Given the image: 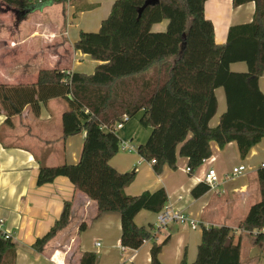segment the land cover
<instances>
[{
	"label": "trees",
	"instance_id": "obj_1",
	"mask_svg": "<svg viewBox=\"0 0 264 264\" xmlns=\"http://www.w3.org/2000/svg\"><path fill=\"white\" fill-rule=\"evenodd\" d=\"M51 1L66 0H0V25ZM206 1L115 0L98 31L82 32L74 43L43 38L41 67L15 72L7 83L2 81L7 69L37 59L41 51L26 41L0 36V92L10 98L4 105L8 118L27 103L38 113L40 101L61 96L70 106L62 116L63 137L85 132L77 163L41 166L37 176L38 185L66 176L75 194L88 199V215L79 231L101 214L116 211L121 216L123 246L138 249L151 238L149 228L138 226L134 219L144 209L161 211L168 201L166 190L127 195L125 187L135 173L120 172L110 164L120 151L114 125L139 111L143 110L140 124L150 127L151 133L136 151L156 173L165 165L176 169L178 156L186 157L194 172L211 157L212 142L222 148L235 141L245 158L264 138V92L259 87L264 75V0H233L235 6L253 1L255 12L252 21L230 27L224 44L215 40L214 24L205 15ZM164 19H168L166 30L152 31V25ZM76 50L99 61L93 73L70 72ZM239 61L247 63L246 72L230 69ZM218 87L224 88L227 107L217 125L211 126L218 109ZM257 177L261 197L239 227L256 231L259 241L264 239V167ZM209 189L200 183L192 193L200 196ZM73 204L74 198L64 202L55 223L33 243L34 249L42 252L69 225ZM167 240L152 246L149 264H166L159 253ZM72 242L70 261L77 240ZM14 258L15 244L0 230V264H12ZM78 264H97V255L84 252ZM176 264H241V242L235 241L229 226H204L196 259L188 262L184 257Z\"/></svg>",
	"mask_w": 264,
	"mask_h": 264
},
{
	"label": "crops",
	"instance_id": "obj_2",
	"mask_svg": "<svg viewBox=\"0 0 264 264\" xmlns=\"http://www.w3.org/2000/svg\"><path fill=\"white\" fill-rule=\"evenodd\" d=\"M114 1H51L41 9L23 13L13 22L0 25V36L13 42L26 41L41 51L37 59L22 60L15 67L7 69L2 81L7 83L15 72L35 71L41 67L44 59L43 38L59 37L74 43L82 32L99 30ZM254 12L253 1L238 6L233 4V0H207L205 3V15L214 24L215 40L219 44L226 42L231 26L252 21ZM167 25L168 19H164L154 23L152 31H165ZM98 63L89 54L76 50L70 72L91 74ZM230 69L246 72L248 66L246 62L239 61L231 63ZM259 87L264 92V75L259 79ZM1 93L4 92H0V230L8 234L15 244L12 264H59L61 260L63 264H78L84 252L95 253L97 264H149L152 246L161 244L167 238L159 253L161 262L176 264L184 257L188 262H193L202 228L222 225L233 228L235 241L241 242V264H264V239L257 241L256 231L248 232L239 227L249 207L261 197L257 171L264 167V138L245 158L240 156L235 141L222 148L212 142L211 157L192 173L187 171L188 159L183 156H178L176 169L165 165L161 173H156L151 163L137 151L120 150L115 154L110 160L113 167L120 172L135 173L133 181L125 187L127 195H140L164 188L168 196L167 206L187 213L198 221L196 229L181 225L178 221H171L164 228H159V213L141 210L135 216V223L149 228L151 238L145 240L140 248L133 249L121 243L119 212H105L92 219L86 229L79 231L80 223L88 215V199L83 194H75L74 186L66 176L37 184L41 166L74 164L79 160L85 132L63 137L62 116L70 107L68 100L57 96L40 101L38 113L27 103L20 113L8 118L4 105L10 102V98ZM215 93L218 109L210 121L211 126L217 125L227 107L224 88L218 87ZM68 98H71V94ZM142 113L143 110L131 117L133 120L128 130L125 124L119 133L117 130L121 140L131 143L130 140L135 139L137 144H141L148 139L151 128L140 124ZM253 157L258 158V164H251ZM227 160L232 168L246 163V173L238 178L227 176L232 170L226 167ZM209 168L217 171L221 182L203 195H193L192 190L198 184L205 183L204 174ZM73 198L69 225L58 232L42 252L34 249L33 243L55 223L64 202ZM198 230L201 232L197 233ZM74 238L77 240L76 250L70 261L69 247Z\"/></svg>",
	"mask_w": 264,
	"mask_h": 264
},
{
	"label": "built area",
	"instance_id": "obj_3",
	"mask_svg": "<svg viewBox=\"0 0 264 264\" xmlns=\"http://www.w3.org/2000/svg\"><path fill=\"white\" fill-rule=\"evenodd\" d=\"M37 1L41 2L42 0ZM123 123L125 122H118L116 125H114V129L118 130L123 126ZM119 149L136 152V147L128 141L124 140L120 141ZM247 169V165L240 164L238 166L233 167L231 172L227 176L236 177L246 172ZM187 171L190 172L189 167H187ZM203 180L211 189H213L221 182L222 178L219 176V174L214 168H209L205 172ZM158 213L159 228H164L171 221H178L181 225L189 226L192 229H196L198 227V221L192 218L189 214L184 213L180 210H174L173 208L167 205ZM5 236L10 237L8 234H5Z\"/></svg>",
	"mask_w": 264,
	"mask_h": 264
},
{
	"label": "rangeland",
	"instance_id": "obj_4",
	"mask_svg": "<svg viewBox=\"0 0 264 264\" xmlns=\"http://www.w3.org/2000/svg\"><path fill=\"white\" fill-rule=\"evenodd\" d=\"M97 31H98V30H97ZM131 120H133V119L130 118V121L128 120L129 122L126 121L125 123L122 124V125L125 124V126H126L125 128H127V130H128V128H129V126L131 125V122H132ZM127 122H128V123H127ZM120 131H121V128L118 129V133H119ZM136 141H137V140H135V139L130 140V142H131L133 145H138ZM257 161H258V158H257V157H253V159H252V161H251V164H253V165H254V164H258ZM243 163H245V162H243ZM245 164H246V163H245ZM226 167H227V168H230V169L232 168V165H231V163H230L228 160L226 161ZM244 173H246V172H244ZM244 173H243V174H244ZM241 176H243V175H242V174H241V175H238V176H236L235 178H238V177H241ZM235 178H234V179H235ZM200 232H201L200 230L197 231V233H200Z\"/></svg>",
	"mask_w": 264,
	"mask_h": 264
}]
</instances>
